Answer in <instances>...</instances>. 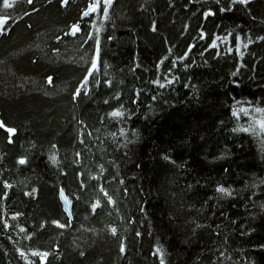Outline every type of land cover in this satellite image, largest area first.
<instances>
[{
    "label": "trees",
    "instance_id": "obj_1",
    "mask_svg": "<svg viewBox=\"0 0 264 264\" xmlns=\"http://www.w3.org/2000/svg\"><path fill=\"white\" fill-rule=\"evenodd\" d=\"M3 1L0 264H264V130L234 108L264 109V0H114L86 45L79 8Z\"/></svg>",
    "mask_w": 264,
    "mask_h": 264
},
{
    "label": "bare ground",
    "instance_id": "obj_2",
    "mask_svg": "<svg viewBox=\"0 0 264 264\" xmlns=\"http://www.w3.org/2000/svg\"><path fill=\"white\" fill-rule=\"evenodd\" d=\"M114 0H62L61 1V7H66L69 4L75 6L78 9V14H79V21L81 22L80 26L79 25H72L71 28H65L67 31L62 32L63 34L67 33L66 35L69 37H72L74 39H78L75 37H80L82 38V42L86 45V42L88 43V40L90 39V33L91 30L94 28H99L101 27V23L104 21L105 17L111 15V10L112 8L114 9L116 4L113 3ZM2 4L4 3L3 0H1ZM73 23V22H72ZM78 26L82 30L86 29L88 31L87 33H80L78 31L73 32V27ZM97 41L96 42V48L98 47L100 49V43H101V38L100 36H97ZM98 56H100V52H98ZM97 59L95 56L91 57L90 63L87 65L86 71L84 72L83 78L79 82L77 86V90L81 88L82 85L87 86L89 82L93 80V76L95 77H101L104 75V71L107 69L106 67H103L100 61V57H98V63L96 62ZM106 72V73H107ZM90 76V78L88 77ZM95 79V78H94ZM48 82H51V77L48 78ZM82 90V89H81ZM234 107L237 113L235 115H239V121L242 122V125L244 127L243 131L244 133L249 136V138L253 141L256 142L257 139L260 138V134L262 130H264V109H258L255 104H250L249 101L239 103L235 105ZM246 130V131H245ZM101 172H92L90 174H96V175H101L103 173L102 178L106 179L110 175H108V171H105L104 166H99ZM105 174V175H104ZM94 176V175H93ZM97 194L93 197L92 203L90 204V210L94 211L96 209V203L100 201V197L105 195L107 196V188L104 185H101L99 188H97ZM58 197L61 203V208L63 212L66 214L68 219L71 221L73 219V199L71 196L68 194V192L65 190L63 186L58 187ZM70 203V211L67 212L64 210L66 207V204L64 203L65 201H62V199ZM111 204H114L115 199L110 197ZM68 209V206H67Z\"/></svg>",
    "mask_w": 264,
    "mask_h": 264
},
{
    "label": "water",
    "instance_id": "obj_3",
    "mask_svg": "<svg viewBox=\"0 0 264 264\" xmlns=\"http://www.w3.org/2000/svg\"><path fill=\"white\" fill-rule=\"evenodd\" d=\"M75 31L81 32L80 27H78V26H74V27H73V32H75ZM62 201H65L64 198L62 199ZM64 203L66 204V207H65L64 210H65V211L67 212V214L69 215L68 212L70 211V207H69L70 203H69L68 201H67V202L65 201ZM67 206H68V209H67ZM46 261H47V258H46V257H42V258H41V264H45Z\"/></svg>",
    "mask_w": 264,
    "mask_h": 264
},
{
    "label": "rangeland",
    "instance_id": "obj_4",
    "mask_svg": "<svg viewBox=\"0 0 264 264\" xmlns=\"http://www.w3.org/2000/svg\"><path fill=\"white\" fill-rule=\"evenodd\" d=\"M80 24H81V22L78 23V25H80ZM84 32L88 34V31H87V30H85ZM92 56H93V55H92Z\"/></svg>",
    "mask_w": 264,
    "mask_h": 264
}]
</instances>
